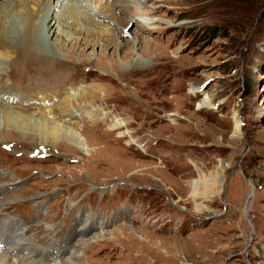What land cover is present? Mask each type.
I'll use <instances>...</instances> for the list:
<instances>
[{
  "label": "rangeland",
  "instance_id": "rangeland-1",
  "mask_svg": "<svg viewBox=\"0 0 264 264\" xmlns=\"http://www.w3.org/2000/svg\"><path fill=\"white\" fill-rule=\"evenodd\" d=\"M84 1L113 32L108 35L121 31L128 43L106 51L113 67L150 71L128 72L125 83L100 81L107 87L94 103L103 109L94 113L106 112L110 120L117 115L124 125L114 129L105 118H82L85 124L76 129L86 148L60 135L43 147L37 125L26 134L2 126L0 182L14 181L1 198V214L19 218L25 236L47 249L57 243L74 248L76 237L69 235L88 217L91 232L106 225L115 240L88 243L77 264H264V0H148L147 7L123 11L119 0H107L115 17L98 10L97 0ZM43 8H35L34 24ZM75 8L71 33L85 27L82 7ZM147 8L154 12L146 14ZM28 19L23 13L19 21ZM40 45L64 55L42 35ZM94 46L99 54L101 46ZM125 52L128 61L122 62ZM102 56L75 75L87 73L92 81L109 72ZM34 71L29 86L24 77L9 82L31 95L58 83L51 73ZM208 96L212 107L205 106ZM45 150L56 155L42 156ZM211 177L221 179L219 189L203 186ZM196 181L202 185L194 196Z\"/></svg>",
  "mask_w": 264,
  "mask_h": 264
},
{
  "label": "bare ground",
  "instance_id": "bare-ground-1",
  "mask_svg": "<svg viewBox=\"0 0 264 264\" xmlns=\"http://www.w3.org/2000/svg\"><path fill=\"white\" fill-rule=\"evenodd\" d=\"M49 2L52 1H0V128L13 126L23 132L25 131L26 134L25 128L37 125L36 138L40 146L44 147V143H52L60 135L86 148L88 142L85 136L76 129V127L85 124L87 119L82 118L87 117L94 123L105 118V122L110 123L109 127L114 129L124 125L123 119L117 115H114L113 120H110L108 119L110 116L106 112L102 115L94 113L96 111L102 113L103 109V105L97 108L94 103L103 88L107 87L100 81L104 78L108 80L117 78L118 81L125 83L127 81L126 73L131 71V73H148L150 69L146 66H133L127 72L124 70L125 68L120 72L118 68L113 67V61L106 57V51L109 47H114V51L118 47L127 48L128 43L126 39L122 38L121 31L114 32L113 37L107 34L111 30H109L108 25L98 20V17L91 13V4H87L84 0H56L50 5ZM97 2L100 3L97 5L99 6L98 10L106 8V11L110 13L109 16L115 17V9L110 8L107 0H97ZM119 2L122 11L123 8L130 5H135L137 10L142 5L146 7L149 5L148 0H119ZM23 6H27L29 9H23ZM41 6H44L41 11V21L34 24L35 8L39 9ZM76 6L82 7L85 27L79 25L80 30L71 33L70 27ZM116 9H119V6ZM149 12L153 13L154 11L147 8L146 14H150ZM10 13L13 15L12 19H9ZM23 13L28 15L29 19L20 22L19 19ZM151 20L154 21L153 18ZM119 24L122 23L119 21ZM10 25H12L13 30H11ZM41 35L50 49L53 47L61 50L60 52L64 53V57L56 51L44 49L43 45L42 48L40 45ZM76 35L77 37H75ZM71 36L73 37L72 42L69 41ZM92 36H94L93 39ZM35 41H38L36 43L41 49L40 52L38 48H35ZM69 45L71 46L69 47ZM91 45H100V53H96L95 46L87 53L86 49ZM114 51L112 56H114ZM97 55H103L102 61L109 66V72L98 73L95 78L93 76L92 81L90 80L91 76L87 73L75 75L76 69L90 62ZM75 59H79V62L75 63ZM121 60L122 62L128 61L127 52L121 55ZM28 64L35 65L33 68L40 75L51 73V81L53 80V83L54 81L58 82L56 86L51 88V91L41 90V92L36 91L31 95L32 93H26L27 91L23 93L19 86L9 82L12 78L24 77L29 86L38 75H33L36 74L34 70L30 73L26 71ZM111 85L108 84V86ZM87 97H91L92 100L87 101ZM204 103L206 107L214 105L209 96L205 98ZM35 113L37 114L35 115ZM234 121L235 134L241 136V120L238 115H235ZM9 180L0 182V207L5 205V200L1 199L2 196L11 190L7 184L13 183L14 178L12 179L11 176ZM220 181L219 178L211 177L204 181L203 186L208 191L213 188L219 189L221 187V185L219 187ZM201 185L202 183L197 181L193 184L194 196L197 195L196 191ZM81 223L79 229L75 228L69 235L72 236L71 238L76 237L77 242L74 248L67 250L64 248V243H57V246L47 249L46 246V248L42 246L43 244L37 246L36 242L25 236L23 222L19 218L12 217L11 214L5 216L0 211V264H77L82 255L81 248L87 246L88 243L92 241L102 242L104 239L115 240L109 230L105 229L106 225L100 224L101 230H96L94 233L91 232L94 222L90 217ZM125 225L133 229L140 239L143 236L146 237L143 231L132 222H126ZM47 227L51 229V223H48ZM59 256L65 257L66 262L59 261Z\"/></svg>",
  "mask_w": 264,
  "mask_h": 264
},
{
  "label": "flooded vegetation",
  "instance_id": "flooded-vegetation-1",
  "mask_svg": "<svg viewBox=\"0 0 264 264\" xmlns=\"http://www.w3.org/2000/svg\"><path fill=\"white\" fill-rule=\"evenodd\" d=\"M110 220V219H109ZM111 221V220H110Z\"/></svg>",
  "mask_w": 264,
  "mask_h": 264
}]
</instances>
